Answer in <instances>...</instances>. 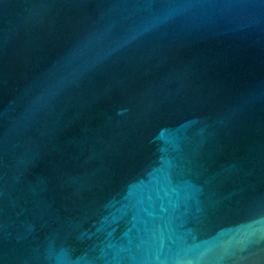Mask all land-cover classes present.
Wrapping results in <instances>:
<instances>
[{
    "label": "water",
    "instance_id": "1",
    "mask_svg": "<svg viewBox=\"0 0 264 264\" xmlns=\"http://www.w3.org/2000/svg\"><path fill=\"white\" fill-rule=\"evenodd\" d=\"M0 264H264V0H0Z\"/></svg>",
    "mask_w": 264,
    "mask_h": 264
}]
</instances>
